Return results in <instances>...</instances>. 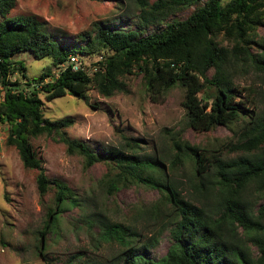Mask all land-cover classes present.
Listing matches in <instances>:
<instances>
[{
  "label": "trees",
  "instance_id": "obj_1",
  "mask_svg": "<svg viewBox=\"0 0 264 264\" xmlns=\"http://www.w3.org/2000/svg\"><path fill=\"white\" fill-rule=\"evenodd\" d=\"M131 1L138 9L135 29L98 20L79 40L64 42L34 15L8 17L16 0H0V121L8 126L6 144L17 150L26 169L37 171L41 197L54 190L40 230L39 254L60 216L80 207L79 221L94 231L91 241L119 246L104 263L92 264H264V87L237 82L242 73L253 71L264 84V40H256L264 27V0ZM191 5L195 8L187 17H176ZM254 44L259 52H253ZM22 51L50 60L37 79L30 80L24 63L15 59ZM76 55L101 58L93 60L89 72L84 62L73 70L70 59ZM14 75L19 77L12 80ZM128 75L141 77L154 102H162L171 88H182L184 121L196 132L240 128L234 145L241 153L225 158L224 150L233 143L200 147L169 128L163 130L168 143L162 149L155 143L151 152L145 151L142 139L123 135L119 147L97 152L68 135L72 116H44L40 94L46 101L66 94L86 100L94 88L112 96L126 91ZM40 135L63 143L68 154L80 155L86 168L105 162L108 169L98 189L107 197L131 184L158 195L136 204L135 213L123 220L92 209L65 182L46 175L31 141ZM186 166L190 172L183 192L174 173ZM146 227L152 229L148 238L142 232ZM164 230L171 242L162 256L153 258L150 250ZM83 257L78 253L64 264Z\"/></svg>",
  "mask_w": 264,
  "mask_h": 264
},
{
  "label": "rangeland",
  "instance_id": "obj_2",
  "mask_svg": "<svg viewBox=\"0 0 264 264\" xmlns=\"http://www.w3.org/2000/svg\"><path fill=\"white\" fill-rule=\"evenodd\" d=\"M194 8L195 5L188 6L176 17L183 19ZM137 11L131 0H16V6L8 17L34 15L57 39L73 42L79 40V34L90 29L93 21L102 20L124 30L135 29ZM261 39L264 40V27H260L256 35L258 42ZM219 40L227 44L221 36ZM253 50L259 52L261 49L254 44ZM82 57L83 64L91 72V63L98 56ZM15 59L24 63L30 80L37 79L50 65L48 58L37 59L29 51L19 52ZM16 77L19 76L14 75L11 79ZM124 82L126 91L107 97L94 88L86 93V100L66 94L46 101L40 94L44 116L49 119L72 116L75 122L67 129L68 135L86 141L97 152L119 147L124 143L123 135L142 139L145 151L151 152L155 143L162 149L168 143L163 130L169 128L180 131L183 138L200 147L224 148L225 144L233 143L224 150L225 158L241 153L234 145L241 133L237 126L233 129L216 126L203 133L186 125L185 110L181 105L184 92L179 86L171 88L162 102H154L149 98L140 76L128 75L124 77ZM237 82L240 86L254 82L264 87L253 71L242 73ZM7 135V124L0 121V264H64L78 253L84 254V257L74 264L104 263L105 258L117 253V244L91 241L94 231L89 233L87 225L79 221L81 210L76 207L60 216L46 239L42 255L39 254L40 230L43 229L48 207L53 205L54 190L50 189L44 197L40 196L36 184L37 171L23 166L17 150L6 144ZM31 141L51 180L65 182L81 201H86L92 209H104L113 219L131 217L136 204L148 203L158 195L154 189L131 184L120 188L114 196L107 197L98 189V181L108 169L105 162L100 161L86 168L80 155L68 154L65 145L51 136L40 135ZM189 172L190 167L186 166L174 173L181 182V188H184L183 192L188 189ZM142 232L145 238L152 235V229L148 227ZM170 242L169 231L164 230L156 246L150 250L151 257L162 256Z\"/></svg>",
  "mask_w": 264,
  "mask_h": 264
},
{
  "label": "built area",
  "instance_id": "obj_3",
  "mask_svg": "<svg viewBox=\"0 0 264 264\" xmlns=\"http://www.w3.org/2000/svg\"><path fill=\"white\" fill-rule=\"evenodd\" d=\"M100 58H101V57H98L97 60L100 59ZM82 59H83V57H82ZM82 59H81L80 56L78 57L77 55L71 57L70 61L74 63V65H73V67H72L73 70H77V69H79V68H83V66L80 64L81 62H83Z\"/></svg>",
  "mask_w": 264,
  "mask_h": 264
}]
</instances>
